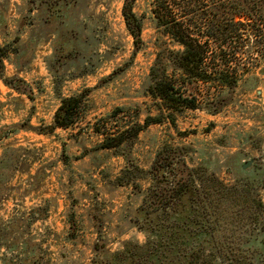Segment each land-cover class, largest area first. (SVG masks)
Segmentation results:
<instances>
[{"label": "rangeland", "instance_id": "rangeland-1", "mask_svg": "<svg viewBox=\"0 0 264 264\" xmlns=\"http://www.w3.org/2000/svg\"><path fill=\"white\" fill-rule=\"evenodd\" d=\"M152 1L133 4L142 18L134 44L124 0H0V219L14 221L3 264H90L96 240L111 251L143 241L126 222L138 193L112 182L124 159L97 150L90 125L117 106L137 105L140 123L159 116L143 86L156 51L172 46H156ZM85 88L78 123L46 134L60 99ZM198 99L174 125L161 117L144 129L132 160L146 171L161 147H185L189 165L201 161L231 185L251 182L264 198V59L209 103Z\"/></svg>", "mask_w": 264, "mask_h": 264}, {"label": "trees", "instance_id": "trees-1", "mask_svg": "<svg viewBox=\"0 0 264 264\" xmlns=\"http://www.w3.org/2000/svg\"><path fill=\"white\" fill-rule=\"evenodd\" d=\"M135 1L124 0L121 14L134 44H140L142 18L133 12ZM151 14L160 36L156 46L167 41L172 46L156 51L143 86L159 116L140 123L137 105L117 106L90 125L100 139L96 149L124 159L112 182L138 193L140 202L127 211L126 222L143 241L131 238L111 251L96 240L90 264H264V198L251 182L231 185L201 161L189 165L185 147H161L146 171L131 158L148 126L161 117L174 125L185 109L200 108L198 97L209 103L220 89L235 87L254 60L264 59V0H153ZM88 91L60 99L46 134L78 123ZM8 223L0 219V249H8L13 234L14 221Z\"/></svg>", "mask_w": 264, "mask_h": 264}, {"label": "water", "instance_id": "water-1", "mask_svg": "<svg viewBox=\"0 0 264 264\" xmlns=\"http://www.w3.org/2000/svg\"><path fill=\"white\" fill-rule=\"evenodd\" d=\"M248 165H249V163H246V164L243 166V168H246Z\"/></svg>", "mask_w": 264, "mask_h": 264}]
</instances>
